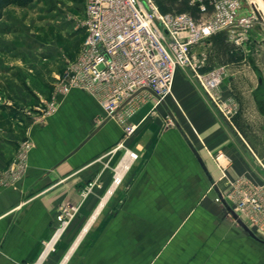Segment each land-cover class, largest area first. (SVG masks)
<instances>
[{
  "label": "crops",
  "instance_id": "1",
  "mask_svg": "<svg viewBox=\"0 0 264 264\" xmlns=\"http://www.w3.org/2000/svg\"><path fill=\"white\" fill-rule=\"evenodd\" d=\"M37 1L10 6L0 21V264H264V244L231 213L240 194L264 201V133L263 146L246 138L242 121L226 119L190 69L179 70L164 102L139 110L129 137L80 90L43 116L84 35L63 31L56 8L37 11ZM242 62L222 65L240 80ZM259 75L257 94L235 95L238 113L258 106L264 117ZM230 82L221 85L224 98ZM26 141L33 149L23 178L3 185ZM66 206L79 210L58 231ZM256 218L240 215L264 240V213Z\"/></svg>",
  "mask_w": 264,
  "mask_h": 264
},
{
  "label": "built area",
  "instance_id": "2",
  "mask_svg": "<svg viewBox=\"0 0 264 264\" xmlns=\"http://www.w3.org/2000/svg\"><path fill=\"white\" fill-rule=\"evenodd\" d=\"M198 4L199 19L190 13L162 14L156 0H85L83 18L77 28L84 38L76 59L67 60L55 86L52 100L43 109V116L58 110L60 99L73 90L93 97L106 118L123 128L126 137L134 134L137 126L131 121L149 100L154 107L172 95L179 70L190 69L212 99L216 108L229 121L238 112V103L224 98L221 85L225 66L201 72L208 64L206 53L193 48L220 32L229 44L245 47L263 17L245 0H190ZM3 185L19 182L27 168L33 143L24 142L19 148ZM130 159L138 154L127 151ZM114 179L119 185L122 178ZM217 202H221L219 197ZM78 208L66 206L60 211L58 231L75 218ZM234 212L254 216L264 213V201L257 193L240 194Z\"/></svg>",
  "mask_w": 264,
  "mask_h": 264
},
{
  "label": "rangeland",
  "instance_id": "3",
  "mask_svg": "<svg viewBox=\"0 0 264 264\" xmlns=\"http://www.w3.org/2000/svg\"><path fill=\"white\" fill-rule=\"evenodd\" d=\"M245 2L247 4L252 3L257 8L259 13L263 17V22H260V23L263 24L262 28H264V10L261 7L260 0H245ZM37 4H40V6L39 7L37 6V8H36L37 11H38V8H39V10L42 8L43 9L56 8L55 11L58 12V15H55L53 20L55 22L58 21L60 26H62L63 31H66V30L71 31L72 27L74 26V29L76 27L77 32L78 31L82 32L81 30H79L77 28V24L82 19L83 15H84L83 7L85 6V0H38ZM79 10L81 12H83L82 17H81V13ZM76 15L77 16L80 15L81 18H76ZM69 16L72 17V20L69 18ZM31 20H32V18H31ZM38 27H39L38 24L37 25L32 24L31 28H30V32H32L33 34H36V35H40V31H39ZM231 46L234 47L235 52L237 54H239V56H242L243 62L240 63V65H238L239 69L241 71L240 80L237 77H231L233 71L231 70V68H228L225 66V76H224L223 83H229V81H231L230 87H229L230 93H231L230 97H232L238 103V106H239L238 112H239V110L241 108V104L239 103V100L237 99V97L235 95L237 94V96L239 97V96H243L244 94L249 95L247 93H250V91L252 89L255 90V93L257 90H260L259 89L260 88L259 82H258V75L264 74V29H263L262 33H259L257 28H256L253 36L251 37L250 42L245 47L237 48L236 46H234L232 44H231ZM211 48H212L211 42L208 40L206 42H203L202 44L195 46L192 51L197 52V53L203 52V53H206L208 55V58H209L208 59V66L211 65L209 70H211L215 67H218V66H224V65L219 64V63L215 64V60H214ZM234 78H235V80H234ZM0 85H1V83H0ZM261 91H262V93H264V84H263V88ZM245 92H247V93H245ZM52 98H53V96L51 98L46 99L45 100L46 103H43V105L41 104L42 109H44L46 104L48 102H50L52 100ZM241 98L243 99V97H241ZM251 108H254V109L256 108V113H253L251 111ZM258 108H259L258 106L253 107L250 105V107L245 109L244 112H242V113L237 112L234 117L235 118L237 117L238 119H240V121H242V123H243L242 124L243 135L251 141L254 139L253 141H255L257 144L259 143L261 146H263L264 129L261 126H258V128H256L254 125L255 122H257V125H261V123H264V117L261 116V113L258 110ZM262 110L264 111V106H263ZM250 137H253V139ZM19 150L20 149H18L16 151L15 156L13 157L12 161L8 165L5 173L10 170V167L12 166V162H13L14 158L19 154ZM231 213H232V215H233V213H235L233 209H231Z\"/></svg>",
  "mask_w": 264,
  "mask_h": 264
},
{
  "label": "trees",
  "instance_id": "4",
  "mask_svg": "<svg viewBox=\"0 0 264 264\" xmlns=\"http://www.w3.org/2000/svg\"><path fill=\"white\" fill-rule=\"evenodd\" d=\"M35 0H0V21L5 15V11L10 6H17L19 8H25L32 4ZM157 7L162 14L167 13H190L195 19L200 17V10L198 4H191L190 0H156ZM210 42L213 43L212 54L215 59L220 61L221 64H227L230 62H238L242 60V56H239L226 40V35L223 32L217 33L210 38ZM208 64L202 68L201 72H207Z\"/></svg>",
  "mask_w": 264,
  "mask_h": 264
},
{
  "label": "water",
  "instance_id": "5",
  "mask_svg": "<svg viewBox=\"0 0 264 264\" xmlns=\"http://www.w3.org/2000/svg\"><path fill=\"white\" fill-rule=\"evenodd\" d=\"M263 1V3H264V0H262ZM233 215H234V217L237 219V221H238V223H239V225L244 229V230H246L247 232H248V234L252 237V238H254L255 240H257V241H259V242H261V243H263L264 244V240L263 239H260L259 237H257L248 227H247V225L238 217V215L237 214H235V213H233Z\"/></svg>",
  "mask_w": 264,
  "mask_h": 264
},
{
  "label": "bare ground",
  "instance_id": "6",
  "mask_svg": "<svg viewBox=\"0 0 264 264\" xmlns=\"http://www.w3.org/2000/svg\"><path fill=\"white\" fill-rule=\"evenodd\" d=\"M260 4H261V7H262V8H263V10H264V3H263V1H262V0H260ZM121 177H122V175H120L118 179L120 180V179H121ZM116 184H118V183H116Z\"/></svg>",
  "mask_w": 264,
  "mask_h": 264
}]
</instances>
